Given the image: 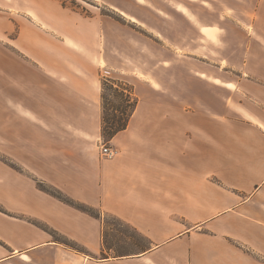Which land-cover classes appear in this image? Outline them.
I'll return each mask as SVG.
<instances>
[{"label": "crops", "instance_id": "0c3cea01", "mask_svg": "<svg viewBox=\"0 0 264 264\" xmlns=\"http://www.w3.org/2000/svg\"><path fill=\"white\" fill-rule=\"evenodd\" d=\"M94 1L125 23L56 0H0L1 153L98 213L12 180L0 199L27 197L22 218L0 210V264H264V0ZM207 5L214 21L196 11ZM52 12L79 35L56 34ZM131 25L163 43L154 56L133 50L153 39ZM116 74L135 76L137 107L107 159L101 80ZM102 215L142 241L106 247Z\"/></svg>", "mask_w": 264, "mask_h": 264}, {"label": "rangeland", "instance_id": "374dc122", "mask_svg": "<svg viewBox=\"0 0 264 264\" xmlns=\"http://www.w3.org/2000/svg\"><path fill=\"white\" fill-rule=\"evenodd\" d=\"M39 1L40 0H35L36 3ZM56 1L61 3L63 5V7L67 8L68 11H71V12L75 11L78 14H83L85 16H90L93 13H99V14L104 15V14H108L109 12H111L108 8L103 7V6L101 7L99 5V3L94 1V0H56ZM209 1H211L213 3L220 2L218 0H209ZM51 3H52V0H51ZM196 11L198 13H200V15H201L200 18L203 20L214 21L216 19V12H215L213 6H210V5L201 6V7L197 6ZM56 14H57L56 12H52L53 16H52V21L50 22V28H52L56 34L66 35L72 39L75 36L79 35V33L77 31V30H79V28L76 25H74L73 22H71L70 20H65L64 24L62 23L63 25L55 23L56 22L55 19L57 18ZM105 16H107V15H105ZM107 17H109V16H107ZM109 18H111V17H109ZM57 19H59V17ZM111 19H113V18H111ZM113 20L119 24L125 23L124 22L125 20H123V18L120 19L121 22H119L115 19H113ZM131 27L133 29H135L136 31L148 36L150 39H153L151 41V40L146 39L145 37L143 38L142 36H140L143 38V40L141 42L139 40H136L132 44L133 50L138 51L139 49H142L143 51H146L149 54V56H154L157 53V51L160 49L159 46L163 43L162 42L158 43V41H156L154 36L146 34L139 27H134L133 25H131ZM83 30L94 31V28L92 26H87V27L83 26ZM92 40L94 41V38H92ZM196 53L198 55H200V52H196ZM197 54L195 56H193L196 64L199 65L200 62H205V61L209 62V63L213 62L211 59L202 58V56H198ZM180 59H182V57H180ZM258 59H259V61L264 63V56L259 57ZM149 60L153 62V65L156 64V63H154L152 58H149ZM164 60H165V62H168V65L166 64L167 66H164L167 70L163 71L162 78L164 79V82L167 85V87H166L167 89L165 90V93H167V95L170 96V94L172 92V88H171L172 74L170 72H168V71H171V68H169V65H170L169 61L167 60L166 57L164 58ZM237 74L238 73L236 70L231 69V73H229V76L235 79ZM113 77H115L116 80H120V81L124 82L125 84L131 86L133 88V92L137 96V93L135 92V89L133 86L134 82H135V76L126 75V74H123V75L122 74H119V75L116 74ZM155 82L156 81H154L152 79V83L156 87ZM110 102L117 104L118 100L110 98ZM101 142L106 144V145H109L108 143L104 142L102 140V138H101ZM98 146L100 148L99 143H98ZM45 156H46L45 154L37 155V159H38V157L40 159H43ZM48 158H49V156H48ZM18 163H21V162H18ZM1 164L4 166H3V169H0V183H2V180H3V183H2V185H0V187L5 188L6 193H7L8 187L11 188V186L9 184H11V181L14 179H18L20 182H21V180L22 181L35 180L37 190H40L39 186L37 184L43 183V182L42 181H36V180L42 179L41 174L45 173L46 170H44V169L39 170V169H33V168L28 169V168L23 166V165L27 166V162L23 163V165L17 164V161L15 159H13V157L11 155L6 154V151L4 154H2L1 148H0V165ZM52 172L55 173L54 170H52ZM8 174H11V175H8ZM18 186H19L18 190L13 188L14 191L9 193V195H15V199H17L16 197H19L18 195H25L27 192V191H24L25 188H24L22 183H20V185H18ZM26 197H27V195L23 198L19 197L18 198L19 200H17V201H11L10 199H6V197L4 199H0V210H2L4 212H9V210H13L14 212H16L19 209L22 211L23 202H24ZM22 199H23V201H22ZM14 214L16 216L21 217V218L23 217L20 212H16ZM102 219L104 221L106 235L108 234L109 229L112 230V232H111L112 238L109 240V242H107L108 241L107 237L105 239L106 247L108 245L113 246L115 243L117 244V242H119L121 239L124 240V237H132L135 241L132 238L131 239L134 242H138V243L140 241H142V239L136 233H134L132 230H130L128 227L123 226L121 223L113 221L112 219H109L107 217V215H102ZM40 227H41L40 229L48 231V229H46L45 227L44 228L42 226H40ZM130 246H132V249H128L126 252L134 249L133 245H130ZM123 252H124L123 249L119 250V249L115 248L116 254L123 253ZM108 253L110 255L114 254V252H111V251H108Z\"/></svg>", "mask_w": 264, "mask_h": 264}, {"label": "trees", "instance_id": "16d2710c", "mask_svg": "<svg viewBox=\"0 0 264 264\" xmlns=\"http://www.w3.org/2000/svg\"><path fill=\"white\" fill-rule=\"evenodd\" d=\"M104 15L121 22L120 19L122 17L113 11ZM110 98L118 100V103H111ZM136 107L137 98L131 86L116 79L103 78L101 80V138L104 142L109 143L117 133L127 127L129 119ZM37 185L41 191L50 194L61 202L89 214L94 218H98L97 211L66 198L59 191L53 190L43 183H38ZM53 236L55 239L59 240L54 233ZM65 244L69 246L72 245L70 243Z\"/></svg>", "mask_w": 264, "mask_h": 264}, {"label": "built area", "instance_id": "2783aa9c", "mask_svg": "<svg viewBox=\"0 0 264 264\" xmlns=\"http://www.w3.org/2000/svg\"><path fill=\"white\" fill-rule=\"evenodd\" d=\"M100 151L101 154L107 159L114 157V155L116 154V151H114L109 145H106L104 143L100 144Z\"/></svg>", "mask_w": 264, "mask_h": 264}]
</instances>
